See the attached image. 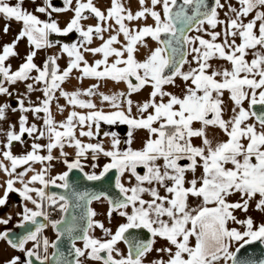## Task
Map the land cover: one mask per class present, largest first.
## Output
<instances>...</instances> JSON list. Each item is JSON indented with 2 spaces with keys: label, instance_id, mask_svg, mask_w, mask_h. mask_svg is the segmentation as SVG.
Here are the masks:
<instances>
[{
  "label": "snow or ice",
  "instance_id": "6c2138e0",
  "mask_svg": "<svg viewBox=\"0 0 264 264\" xmlns=\"http://www.w3.org/2000/svg\"><path fill=\"white\" fill-rule=\"evenodd\" d=\"M31 3L36 5V0ZM138 3L139 10L133 13L124 0H110L106 10L98 8L94 0H62V6L43 0L30 11L24 7L25 0H0V18L5 21L3 34L9 32L11 21L21 24L14 39L0 45V95H12L6 85L31 81L26 84L27 92L39 90L43 99L38 105L30 103L27 107L24 99H19V108L12 111L31 112L37 119V114L44 113L42 128L34 123L29 125L27 116L20 115L18 132L10 125L0 147V172L7 177L0 183V207L6 206L10 193L19 195L22 206V211L15 214L18 221L14 225L21 232L5 227L0 231V241L22 253L24 259L16 255L5 264H82V257L99 264H144L153 250L165 254L167 259H155L151 264H264V258L239 255L246 245H264V222L257 224L251 216L239 219L235 215L237 210L247 213L253 201L255 209L264 212V10H259L264 9V0H237V6L227 0ZM226 4L225 19H220ZM69 11L73 15L61 28L53 13ZM36 13L47 18L42 20ZM253 13V18L245 22ZM90 17L96 23L85 25L83 21ZM149 17L152 24L130 27L126 23ZM220 25L224 26L222 32L215 31ZM192 32L203 35H189ZM71 33L78 35L72 43H54L49 39L53 34L66 37ZM121 35L123 42L118 39ZM146 37L157 46L149 49L141 61L135 54L138 46L148 47ZM25 38L30 50L13 71L6 62L19 58L16 49ZM94 40L101 42L99 46H90ZM57 44L69 58L65 68L57 63L58 56H48L42 65L34 62L37 50ZM250 51L253 58L249 61L246 57ZM85 53L102 58L89 63ZM110 57L114 58L111 63ZM213 58L225 60L231 67L213 69L209 74V61ZM74 70L79 72L80 80L123 82L126 91L105 94L99 91V83L83 90L66 91L62 84ZM177 79L184 82L181 94L165 90L166 86L179 87ZM36 85L43 87L37 89ZM146 86L151 88L148 99L134 104L130 97ZM57 92L72 108L60 122L51 112ZM225 92L233 105L228 119L224 118ZM94 96L101 103L107 102L111 110L98 109L91 99ZM9 107L0 105V120L6 118ZM56 107L65 111L63 105L57 103ZM77 108L88 111L81 113ZM101 122L127 125L128 147L120 149L121 141L114 131L104 133L111 137L109 150L100 142L84 143L77 138L79 128L80 137L94 139ZM195 123L200 127H194ZM210 126L219 128L226 139L213 144L206 134ZM141 129L146 130L147 139L142 148L134 149V133ZM24 134L34 141L47 138L48 143L33 142L30 150L14 155L13 143L23 145ZM193 138H201L202 145H194ZM65 145L75 149L74 159L67 158ZM57 148L67 170L50 176V162L58 159L52 155ZM42 149L47 155L39 154ZM89 154L93 161L103 155L110 162L98 174L84 172L82 159ZM37 162L49 164L36 171L32 164ZM25 165L28 167L17 171ZM91 167L95 169L97 164ZM140 168L143 174L138 172ZM198 168L202 172L197 177ZM73 170L83 173L87 181H101L115 170V193L79 190L78 185L70 182ZM29 171L33 174L25 179ZM188 173L192 174L190 179ZM125 174L134 178L135 183L129 180L126 186L122 180ZM37 183L41 187H35ZM49 186L63 189L64 193L48 192ZM237 194L239 200L231 201L230 197ZM190 197L199 200V204L190 206ZM101 200L107 202L106 216L110 222L114 213L123 218L124 222L114 231L95 219L98 213L90 205ZM28 203L33 207H28ZM49 209H58L60 219H51ZM12 220L13 215L7 214L0 217V225L7 226ZM230 224L240 225L242 230ZM49 225L55 232L53 240L43 235ZM95 229H101L105 238L94 237L91 233ZM132 230H144L148 236L143 238ZM65 238L70 245L67 248L63 247ZM158 240L164 243L156 248ZM77 241H82L83 246L78 247ZM120 242L126 245V251L120 250ZM29 243L31 247H27Z\"/></svg>",
  "mask_w": 264,
  "mask_h": 264
},
{
  "label": "crops",
  "instance_id": "0c3cea01",
  "mask_svg": "<svg viewBox=\"0 0 264 264\" xmlns=\"http://www.w3.org/2000/svg\"><path fill=\"white\" fill-rule=\"evenodd\" d=\"M11 2H15V0H11ZM53 4L55 6H62V0H52ZM43 3V0H36V5H33L31 3V0H25V4L24 7L30 11L34 10L35 6L40 5ZM125 6L130 8L132 10L133 13H135L136 11L139 10V3L138 0H124ZM147 3V0H146ZM94 4L100 8L101 10H106L107 7L110 6V0H94ZM150 6V5H149ZM40 19H46L47 17L36 13ZM86 15H90L88 13H85ZM73 13L71 11L69 12H64V13H53V18L56 19L60 25L61 28L65 27L67 22L69 21V19L72 17ZM5 21L0 18V45H2L3 43H8L11 42L15 35L19 32L20 28H21V24L17 23L16 21H11V27L9 32L7 33V35L3 34L2 32V28L4 25ZM83 23L85 25H94L96 23V20L93 18H89L86 21H83ZM129 23L130 27H136L138 25H143V24H152L153 21L151 20V18L149 17L147 20H138V21H133V22H126ZM105 37L107 38L108 33L104 34ZM50 40H52L54 43L56 41H60V43H72L75 42L78 39V35L76 33H71L68 36L64 37V36H56V35H51L49 37ZM118 39H120L123 42V36L121 35L120 37H118ZM145 41L147 43V48H144L142 46H138L139 50L136 52V59L138 60H143L145 58V56L148 54L149 49H154L157 45L156 42L151 40L150 37H146ZM101 42L99 40H94L92 45H90L91 47H96L99 46ZM117 47H119V45H117ZM30 50V46L27 43L26 38L21 40L17 46L16 51L20 54L19 58L13 57L10 58L9 61L6 62V64H10L12 70H16L19 66L20 63L23 62V57L25 56V54ZM48 56H58L59 59L57 61V63L59 64L60 68L63 69L67 66V62H68V56L64 53H61L60 51V46L59 44H57L55 47L53 48H44V49H40L37 50V56L34 58V62L37 65H42V62L44 59H46ZM102 58L99 54L96 56H93L90 53H85V59L88 60L89 63H93L96 59H100ZM112 59L114 58H109V62H112ZM33 76L36 75L35 72L32 73ZM79 72L74 70L73 73L71 74L70 78L62 84V88L66 91H74L76 89H86L88 87H90L93 84H100L99 87V91L103 92L105 94H112L114 92H119V91H126V85L123 82L117 83L111 80H105V81H97L95 79H91V78H84L82 80L78 79L79 77ZM27 83H31V81H27V82H17L15 85H6L9 88V91L12 93L11 96H7V95H0V100L2 101L3 105L4 104H8L10 105V107L6 110V116L10 115V116H14L18 113V110L13 112L12 108H19L18 105V100L19 99H24V103L25 106H29V104L31 103L32 106H36L39 104V101L41 99H43V94L41 91L37 90V91H33L31 93L27 92L26 89V84ZM176 84L179 85V87H174V86H166L167 91L173 92L174 94H181V91L184 87V82L177 79ZM37 89L42 88L43 85H36L35 86ZM151 91L150 87H145L143 90H141L139 93H134L132 94V96L130 97L134 104L135 103H140L143 102L145 100L148 99L149 97V93ZM57 100H54L51 104V112L52 115L54 117V119L57 122L63 121L67 115L68 112L72 110L71 106H68L66 101L63 98H59V93L57 92ZM84 99H88L87 97H82ZM93 100V102L97 105L98 109H103L105 112L110 111V107L108 105L107 102L101 103L100 99L96 96L91 98ZM123 99V98H122ZM60 104L63 105L65 107V111L64 112H60L56 105ZM78 112L81 113H86L88 110L87 109H76ZM133 112L135 113V107L133 108ZM29 120H28V124H36L38 128H42L43 127V117H44V113H39L37 114L40 118L37 119L36 116H33V114L31 112H29ZM11 120V118H10ZM84 130H87V128H85ZM94 133L97 131L95 128H93ZM116 132L118 134V138L121 141V144L119 145L121 150H124L128 147V145L125 143L126 139H127V131H128V127L127 125H121L119 123L115 124V125H108V124H104L103 122H101L100 125V129H99V134L94 138V139H89L88 137H80L79 136V128H77L76 130V135L77 138L81 139L82 142L84 143H88V142H92V143H96V142H100L103 144L105 150H109L111 147V137H106L104 136L105 132ZM147 132L146 130H137L134 133V140L133 143L131 145L132 148L134 149H139L142 148L143 146V142L145 139H147ZM23 145L20 144V146H18L19 148L16 150H11L12 153L14 155H20L23 154L25 152H27L28 150H30V145L33 142L39 143L41 145H46L48 143L47 138H42L38 141H34L33 138L29 137L27 134H24L23 136ZM5 139H0V147H2V144L4 142ZM64 151L68 153V159L72 160L75 158L74 153H75V149L73 147H69L67 145H65ZM40 155H47L46 150H41ZM52 155L54 157H57L58 159H55L53 161H51V167L49 169V175L50 176H56L58 174L63 173L64 171L67 170L66 165L62 162L63 161V157L60 156V149H54ZM0 160H2V156H0ZM110 162V158L104 157L103 155H100L97 157V159L95 161L92 160L91 155L89 154L87 156L86 159H82V163L85 165L84 167V172H92L95 171L97 174L99 173V171L102 170L103 165L105 163ZM5 163H8L7 161H5ZM95 163L97 164V168L93 169L91 167V165ZM49 164V162H45L44 164L41 163H35L32 164V167L36 170L39 171L41 169V167H46ZM25 167L28 166H21L20 168L17 169V171H23ZM33 173L31 171H29L27 173V175L25 176V179H28ZM7 177L4 175V173L0 172V183H3V181L6 179ZM59 183V181H58ZM35 187H41V185H39L38 183L36 185H34ZM17 188H20V184H16ZM35 198V194H32ZM0 197H3V189L0 188ZM189 205L192 206L193 204L197 205L199 204V200H197L196 198H189ZM28 207H33V205H31L30 203H28ZM22 211V206H21V198L19 197V195L17 193H10L9 197H8V201L6 206L0 207V217H5L7 214H12L13 215V220L7 225V226H3L0 225V231H3L5 229V227H7L8 229H10L12 226H14L17 221H18V217L15 215L18 212ZM50 211H56L55 209H49ZM99 211V212H98ZM57 212V211H56ZM102 213V214H106L107 213V209L99 206L97 208V213ZM58 214V213H57ZM101 214H98L96 216V220L103 222L104 220L99 218ZM121 218V217H119ZM118 218V219H119ZM103 220V221H102ZM47 223V222H46ZM93 234L96 235L97 231H93ZM43 235L48 237L49 240H53L55 237V233L53 232L51 226L49 225L48 227H46L44 229ZM31 243H29V245H27V247H31ZM50 253V249L48 250ZM19 255L21 257V260L24 259V256L22 253H18L16 251H14L13 249H11L6 242L4 241H0V264H5V262L7 260H9L11 257Z\"/></svg>",
  "mask_w": 264,
  "mask_h": 264
},
{
  "label": "rangeland",
  "instance_id": "374dc122",
  "mask_svg": "<svg viewBox=\"0 0 264 264\" xmlns=\"http://www.w3.org/2000/svg\"><path fill=\"white\" fill-rule=\"evenodd\" d=\"M222 3H225L226 0H221ZM227 3H231L233 6H237V0H227ZM157 11H159L160 9L157 8L156 9ZM227 10V4H226V7L224 10H221L220 11V19H225V16H224V11ZM251 17V14L249 15V17L245 18V22H247V20H249ZM207 27V26H205ZM223 25H220L218 26L215 31H218V32H222L223 30ZM209 31H211V29H209ZM189 35H203V33H195V32H192V33H189ZM204 38L208 39L209 37L205 36ZM220 40H222V37L218 39V42H220ZM237 44L240 42L239 41V38H237ZM249 61L253 58V55H252V52L250 51L246 57ZM189 59H191V57H189ZM209 63L212 65V68L208 69L207 71L210 72L213 70V69H217V70H223L224 68H230L231 65L229 62L225 61V60H222V59H219V58H213L209 61ZM193 66H195V64H193ZM187 65H185V70H187ZM217 79H219V77H217ZM229 94L227 92H225L224 94V101H225V114H224V118L225 119H228L230 116H231V111L230 109L233 107L232 105V102L229 100L228 98ZM0 105H3L2 101L0 100ZM245 107H247V103H245L244 105ZM27 107V106H26ZM29 112L28 113H21L19 110H18V113L14 116H6V118L4 120H0V139H5V133L9 130L10 128V125L11 126H15V130L18 132L19 130V117L20 115H26L27 116V119L29 120ZM11 118V120H10ZM249 122H252V121H249ZM194 127H200V125L198 123H195L194 124ZM206 134L208 136V138L210 140H212L213 144L217 143V142H220V141H223L226 139V136L223 134V132L219 129V128H214V127H208L206 129ZM23 138V137H22ZM193 144L196 145V146H201L202 145V140L201 138H193L192 140ZM21 143L19 142H14L13 143V146L11 148V150H16L18 149L20 146ZM158 163H162V161H159ZM230 166V165H229ZM201 172H202V169H197L196 171V176H200L201 175ZM188 178L190 179L192 174L191 173H188L187 174ZM123 182L125 183L126 186L129 185V180H131V183H135V180L134 178H131L128 174H125V176L122 178ZM147 186V185H146ZM161 194L163 195L164 192L163 190H161ZM145 199H148L147 196H145ZM256 199H259V197L257 196ZM230 200L231 201H237L239 200V196L238 194L237 195H233L232 197H230ZM198 205V204H197ZM195 204L192 205V207H195L197 206ZM108 210V208H107ZM98 214H101L99 216V218L103 219L102 223L104 224L105 227L107 228H110L112 229L113 231L115 230V227L118 226L119 223L121 222H124L123 221V218H112L111 222L108 220L106 214H102L101 212L98 213ZM115 214V213H114ZM116 215V214H115ZM235 215L239 218V219H245L247 216H251L254 220L255 223L259 224L261 222H264V212H260V211H257L255 209V201L251 202L250 203V207H249V210L247 213H244L240 210H237L235 212ZM118 216V215H117ZM96 219V217H95ZM230 227H237V228H241L240 225H234V224H230L229 225ZM97 231V234L94 235L93 232L91 233L94 237L98 238V239H104V234L102 232L101 229H95ZM94 230V231H95ZM242 230V228H241ZM194 243V240L192 241ZM164 242L163 241H160L158 240L155 247L156 248H159L161 247V245L163 244ZM77 246L78 247H82L83 244L80 242V243H77ZM118 247L120 248V250L122 252L126 251L125 249V246L122 242H120L118 244ZM160 258H163V259H167V256L165 254H162V253H157L155 250H153L151 253H149L146 258H145V261H144V264H151V261L155 260V259H160ZM81 261H82V264H99V262H96V261H91V260H88L87 258L85 257H82L81 258Z\"/></svg>",
  "mask_w": 264,
  "mask_h": 264
},
{
  "label": "water",
  "instance_id": "95a60500",
  "mask_svg": "<svg viewBox=\"0 0 264 264\" xmlns=\"http://www.w3.org/2000/svg\"><path fill=\"white\" fill-rule=\"evenodd\" d=\"M210 2H211V0H210ZM257 107H259V106H257ZM143 171L144 170L142 168L138 169V172H140V174H143ZM114 178H115V170H112L101 181H87L83 178V173H81L79 170H73L70 173V182H73L76 185H78L79 190H82V191L83 190H88V191H101V190H103V191H109L110 193H115L116 190L114 188ZM46 191L56 192L59 194L64 193L63 189L55 188L53 186H49V188ZM79 211L80 210H77V213ZM70 212H71V209H70ZM38 219H40L42 222L46 223V221H43V218H38ZM10 229H13V231H15L17 233L21 232V229L14 228V226H12ZM132 231L138 233L143 238H147V236H148V234L144 230H132ZM53 232H54V230H53ZM54 239H55V237H54ZM78 242H82V241H77L76 243H78ZM69 246H70L69 241L65 238L63 247L67 248ZM124 246L126 249L125 244H124ZM52 251L53 250L50 248L49 254H51ZM239 255L242 258H255V259L264 258V245H261L259 242H254L251 245H246L245 248L241 250V253ZM34 264H38V262L34 261Z\"/></svg>",
  "mask_w": 264,
  "mask_h": 264
},
{
  "label": "flooded vegetation",
  "instance_id": "af4514ba",
  "mask_svg": "<svg viewBox=\"0 0 264 264\" xmlns=\"http://www.w3.org/2000/svg\"><path fill=\"white\" fill-rule=\"evenodd\" d=\"M259 10H264V9H259ZM253 15H254V13L253 14H251V17L253 18ZM252 18H250V19H252ZM181 163L182 164H186L187 163V161H181ZM102 205V207H104V208H108V205H107V202L106 201H103V200H101V201H93V203L90 205L96 212H97V208L99 207V206H101ZM99 212V211H98ZM113 218H119V216H117V215H115V214H113ZM78 243H80V242H78ZM82 243V242H81Z\"/></svg>",
  "mask_w": 264,
  "mask_h": 264
},
{
  "label": "built area",
  "instance_id": "2783aa9c",
  "mask_svg": "<svg viewBox=\"0 0 264 264\" xmlns=\"http://www.w3.org/2000/svg\"><path fill=\"white\" fill-rule=\"evenodd\" d=\"M50 218L51 219H58V214L56 211H50Z\"/></svg>",
  "mask_w": 264,
  "mask_h": 264
},
{
  "label": "trees",
  "instance_id": "16d2710c",
  "mask_svg": "<svg viewBox=\"0 0 264 264\" xmlns=\"http://www.w3.org/2000/svg\"><path fill=\"white\" fill-rule=\"evenodd\" d=\"M56 211H57V213H58V219L60 218V216H61V213H60V211L58 210V209H55Z\"/></svg>",
  "mask_w": 264,
  "mask_h": 264
}]
</instances>
